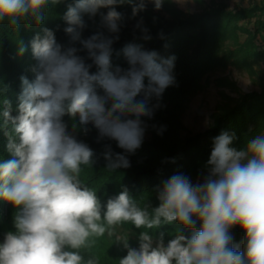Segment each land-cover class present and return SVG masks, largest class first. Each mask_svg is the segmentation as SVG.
<instances>
[{"label": "clouds", "instance_id": "9594fccd", "mask_svg": "<svg viewBox=\"0 0 264 264\" xmlns=\"http://www.w3.org/2000/svg\"><path fill=\"white\" fill-rule=\"evenodd\" d=\"M165 2L0 0V26L15 32L22 26L39 28L27 45H19L20 54L30 48L37 61L34 79L20 77L15 107L7 98L0 101V131L10 157L0 160V200L15 210L14 230L0 241V264H99L89 250L105 235L126 250L118 264H264V129L239 149L230 147L234 135L214 137L203 182L172 175L158 188L156 207L134 198L126 187L102 203L82 179L95 163L94 152L68 131L63 117L71 119L74 130L79 125L87 131L91 124L101 138L132 153L144 138L141 117L153 114L149 101L175 82V57L161 58L135 44L122 50L129 67L113 71V38L96 32L81 39L84 18L99 15L109 33H118L125 18L119 6H130L136 17L149 3L160 10ZM60 3L66 4L63 31L87 49L98 72H90L75 47L64 49L52 29L41 27ZM105 159L111 171L130 167L120 153H106ZM124 223L141 230L138 247L116 234ZM174 223L175 233L165 242L158 230ZM237 226L244 233L243 250L231 235Z\"/></svg>", "mask_w": 264, "mask_h": 264}, {"label": "trees", "instance_id": "16d2710c", "mask_svg": "<svg viewBox=\"0 0 264 264\" xmlns=\"http://www.w3.org/2000/svg\"><path fill=\"white\" fill-rule=\"evenodd\" d=\"M117 10L125 16L118 33H109L102 25L99 15L91 19L85 16L87 26L82 31L81 39H87L96 32H103L105 36L113 38L111 46L113 71L117 66L122 69L129 67L122 51L128 44L140 45L145 50H154L161 58L175 57L172 72L175 82L165 89L162 96L158 98L153 96L149 101L153 114L151 117L143 116L141 120L145 132L151 134V140L142 142L132 153L118 147L114 140L101 138L98 130L94 132L96 128L94 130L88 128L90 132L80 133L78 132L80 129L74 130L69 127L68 131L94 152L95 163L92 168H85L82 179L89 187L97 190L102 203H106L108 198L119 194L126 187L131 196L137 199L143 197L152 207H156L159 203L156 198L157 190L172 175L184 174L196 178L208 171L207 162L214 146V137L222 132L234 135L230 147L239 149L247 140L264 129L263 76L261 90L240 93L234 105H224L218 109L206 133L185 138L180 134L183 127L180 118L185 109L187 96L199 87L204 70L213 67L214 64L223 63L228 56L235 57V60H239L243 65L247 64L248 58H258L264 63V47L259 48L254 43L256 36L260 35L258 31H262L264 25L261 30L258 27L255 30L246 27L243 19L250 11H244L237 16H231L221 8H211L196 15L179 13L169 0H166L162 7L167 16L155 11L153 6L147 7L146 11L136 17H132L131 7L128 5L119 6ZM65 11L66 4L60 3L51 10L41 27L52 29L57 42L64 49L75 47L76 54L87 65H91L90 72H98L99 69L89 57L87 49L83 48L79 41H73L63 31L66 25L61 17ZM144 28L148 31L144 32ZM36 31H39V28L22 26L15 32L6 25L0 26V101L7 98L14 107L21 91L20 77L34 79L31 69L37 63L31 49L28 48L26 52L20 54L19 45L21 42L27 45ZM242 34H246V38L240 44L238 41ZM228 37L233 40V44H237L234 50L224 47L223 43L229 39ZM260 38L264 44V35L261 34ZM145 83L147 84V78ZM96 92L104 95L103 89L99 86H96ZM136 99H142V95ZM110 104L111 102L106 106L110 107ZM63 119L70 118L66 115ZM6 143L7 138L0 131V160L10 158ZM109 152L113 157L117 153L126 156L130 161V167L109 170L105 159V154ZM14 215L13 207L0 200V226L13 222ZM120 227L136 236L141 231L130 223H124ZM175 230L174 223L164 225L158 231L165 233L167 242ZM230 231L234 244H239L243 250L244 233L238 226ZM183 234L191 235L188 230H184ZM89 252L98 259L99 264H118V259L126 255V250L117 246L114 240L106 235L99 238Z\"/></svg>", "mask_w": 264, "mask_h": 264}, {"label": "rangeland", "instance_id": "374dc122", "mask_svg": "<svg viewBox=\"0 0 264 264\" xmlns=\"http://www.w3.org/2000/svg\"><path fill=\"white\" fill-rule=\"evenodd\" d=\"M174 8L179 12L187 15L200 14L205 10L211 8H221L231 16H237L239 13L247 12L243 19V24L251 30L259 28L261 30L264 25V0H169ZM153 6L148 4L147 7ZM160 14L167 16V13L160 9L155 10ZM230 17V16H229ZM264 29V28H263ZM258 31L259 36L254 40L255 45L263 48L264 44L261 34L264 31ZM254 32V31H253ZM229 38V37H228ZM246 38V34H242L238 43H242ZM224 47L229 50H234L237 44H233L231 38L227 39ZM214 60L211 61L213 63ZM264 76V63L258 58H248L247 64L243 65L235 57L225 59L223 63L214 64L213 67L204 70L200 78L199 87L187 96L184 112L181 115L182 130L180 132L182 138L192 137L198 134H204L213 123V116L222 106L234 105L240 93L259 92L261 90V82ZM68 128H73L71 119H64ZM78 125V121H76ZM83 126H77L78 132H85ZM95 128L89 124L87 131ZM83 131V132H82ZM97 129L94 130L96 133ZM151 134L144 133L142 142H149ZM208 171L203 172L199 177L191 178L193 183L203 182L207 176ZM13 222H7L0 226V241L3 239L4 233L14 230ZM116 234L122 237H128L130 245L138 247L137 236L131 231L125 230L118 226ZM107 236V235H106ZM108 237V236H107ZM114 243L123 247L122 244L117 243L114 237Z\"/></svg>", "mask_w": 264, "mask_h": 264}]
</instances>
